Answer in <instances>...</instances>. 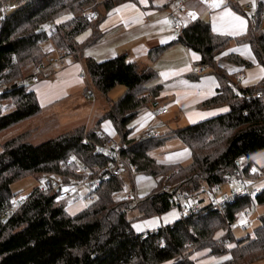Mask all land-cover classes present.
<instances>
[{"label": "trees", "instance_id": "1", "mask_svg": "<svg viewBox=\"0 0 264 264\" xmlns=\"http://www.w3.org/2000/svg\"><path fill=\"white\" fill-rule=\"evenodd\" d=\"M5 2L15 8L6 18H0V81L8 85L1 97L5 113H0V133L40 113L34 91L18 81L29 77L35 66L44 64L48 43L56 51L83 61L81 71H85L89 83L86 91H95L106 104H101L103 113L92 129L78 127L37 145L27 141L29 129L0 144V264H196L194 255L199 252L207 253L203 258L217 259L213 264L264 262V214L252 238L235 241L230 228L238 213L255 203L264 204V187L252 198H236L220 210L208 203L198 212L152 231L135 232L133 221L127 218L128 212H134L133 220H147L173 209L169 194L161 190L165 183L173 192L186 193V204L189 200L199 202L200 194L223 185L226 176L250 172L248 165L239 164L241 158L264 151V100L253 97L257 92L264 96V85L242 88L235 82L234 87H227L228 77L216 71V57L233 40L249 45L257 64L264 68V5L258 4L247 31L240 37L215 35L208 22L195 19L181 29L175 41L197 53L199 64L217 72L222 82L217 95L203 102L201 108H223L225 112L172 130L157 140L137 141L129 138L128 126L156 102L161 90L156 71L139 67L125 55L102 62L82 59V51L102 39L100 24L107 14L117 6L137 1ZM229 5L239 11L235 4ZM90 16H96V20L90 21ZM49 23L53 28L50 34L46 33ZM86 32L88 37L79 43L78 38ZM171 44L150 49L151 60ZM226 58L239 66H251L234 54ZM117 86L124 87V92L117 100H110L108 95ZM104 121L111 123L125 146L122 154L136 175L154 180L155 187L148 195L127 198L134 203L115 201L113 195L123 182L119 177L111 178L102 183L93 202L69 215L65 202L56 200L55 193L40 192L37 186L16 211L10 212L15 198L11 185L27 175L67 180L72 171L62 164L70 159L91 169H103L108 160L95 153V145L108 138L100 129ZM171 139H179L190 151L187 166L160 164L148 155Z\"/></svg>", "mask_w": 264, "mask_h": 264}, {"label": "crops", "instance_id": "2", "mask_svg": "<svg viewBox=\"0 0 264 264\" xmlns=\"http://www.w3.org/2000/svg\"><path fill=\"white\" fill-rule=\"evenodd\" d=\"M136 1L135 4L125 3L112 9L107 14L106 19L100 24V30L103 33L102 39L82 51V59L91 58L96 62H102L117 55H125L128 61L134 62L139 67L148 66L156 71V81L161 84L159 96L151 107L141 111L129 124V138L138 141L147 132H158L161 136L157 135L156 138H150L151 140H157L166 136L172 130L217 116L216 110L201 108L203 102L217 95L222 85L217 72L200 65V57L197 53L175 41L181 29L195 19L208 22L215 35L231 38L240 37L247 31L250 17L254 15L258 4L264 5V0H223V4L219 8L210 7L213 0L206 2L184 0L185 13L176 11L177 3L181 0H146V3H142L141 0ZM230 3L235 4L236 9L239 11L233 9L229 5ZM226 10L231 11L235 16H239L244 20L245 23L242 29L238 30L234 27L236 22L233 21L232 17L224 16ZM190 12L195 13V19L189 15ZM173 17L179 20V31H174L170 26ZM261 27L264 32V12L262 14ZM88 35V32L84 33L81 42ZM170 43L172 44L155 60H151L149 56L150 49ZM51 48L53 47L51 46ZM51 52L52 50L49 53ZM229 54L239 56L251 63V66L243 67L228 61L226 56ZM195 68H199L202 71L201 75L192 73V69ZM83 69L82 60H74L70 57L65 59L61 66L46 68L40 75L39 82L29 85L40 105V113L5 132L25 125L22 129L27 126L32 127L34 130L33 135H36L35 137L39 135L38 137H40L51 132L48 130L49 128H44L47 122H51L54 127H61L59 132L54 134L52 138L78 127H84L87 130L92 129L103 112L101 104L96 100V96L90 92L92 90L86 91L89 89V83L81 81L78 77ZM262 69L264 68L257 64L249 45L238 44L235 40L231 41L227 49L216 57V71L225 74L228 80L237 82L239 74L244 73L246 75V79L240 85L242 88H251L263 80L264 71ZM95 106L97 107L95 111H98L93 116ZM154 108L159 113H156L153 110ZM162 110H166V112L161 113L160 111ZM41 125H44V127L41 128ZM100 129L110 137L116 135L111 123L108 121L102 122ZM162 130L164 131L163 133L159 132ZM137 134L139 137H136ZM153 151L148 152V155L157 163H178L177 161L160 162L152 156ZM182 152L185 157H190V151L186 147L185 149L182 148ZM242 160L245 161L241 164L239 163L241 166L248 165L250 169L255 171L264 166V151L250 158H241L240 161ZM133 183L135 189L136 179L133 180ZM136 196L138 197V195ZM84 208V206L81 207L78 212ZM171 210L177 211V217H174L177 220L180 217L178 210L175 208ZM172 220H167L168 222H162V220L156 223L153 222L149 229L154 230L171 224L169 222ZM204 254L206 252L196 253L194 258H198V256L204 257ZM209 259L212 258H204L197 261L203 262Z\"/></svg>", "mask_w": 264, "mask_h": 264}, {"label": "built area", "instance_id": "3", "mask_svg": "<svg viewBox=\"0 0 264 264\" xmlns=\"http://www.w3.org/2000/svg\"><path fill=\"white\" fill-rule=\"evenodd\" d=\"M184 0L179 1L176 6V11L179 13H185L184 8ZM212 1V0H206ZM0 18L4 19L8 16L10 12L14 10L13 5H8L2 0H0ZM90 21L96 20V16H90ZM170 26L174 31L180 30V23L176 17H173L170 22ZM53 32L52 24L49 23L46 28V33L50 34ZM68 55L62 54L56 51L54 48L52 52L48 54L44 64L37 65L32 69V73L29 77L24 78L18 81L19 85H29L38 83L40 80V75L42 72L48 68L58 64H63L64 60L67 59ZM192 73L195 75H201L202 71L199 68L192 69ZM79 79L83 82L88 83V78L85 71H80L78 75ZM246 78L245 74H240L238 77V82L244 81ZM234 81L228 80L226 81L227 87H233ZM262 85H264V80L262 81ZM7 84H4L0 81V113L4 114L5 109L3 108V101L1 97L3 96ZM256 99L264 100L263 95L258 92L254 96ZM156 113H159L158 110H155ZM161 113H165L166 110L160 111ZM157 134L154 132H147L143 135V138L150 139L156 138ZM125 146L122 143L117 141H113L111 139H106L102 144L95 145V153L101 155L105 159H107V164L103 169L98 168H88L82 165L77 160H67L62 164L63 168L69 169L72 171V176L68 177L67 180H53L45 177H41L37 181L38 190L43 193L51 192L55 193L56 200L62 202H71L74 200L75 196L79 195L81 190L88 191L85 199L88 202H93L96 199V190L104 183L105 181L119 177L126 172H134V168L132 167L128 158L124 157L122 154V150ZM264 181V173H257V179L252 182L244 178L243 174L240 172H236L234 174L228 175L225 178V184L232 187V190L228 194H223L220 197H216V193L219 190L218 186H214L211 188L212 196L209 200V203L215 208L220 210L223 205L236 198L242 197H254L259 194L261 188L258 185ZM163 192H166L170 196L171 207L178 210L179 216H188L198 212V205H187L186 202L188 200V195L182 192H173L171 188L165 183L161 189ZM25 202L24 200H20L16 202L15 205H21ZM244 225H248V220H244ZM256 264H264L263 262Z\"/></svg>", "mask_w": 264, "mask_h": 264}, {"label": "rangeland", "instance_id": "4", "mask_svg": "<svg viewBox=\"0 0 264 264\" xmlns=\"http://www.w3.org/2000/svg\"><path fill=\"white\" fill-rule=\"evenodd\" d=\"M1 5V4H0ZM83 40V35L79 37L78 42L81 43V41ZM50 47V51H51V45L47 44L45 45L44 51L50 52L48 49ZM61 66V64L55 65V67ZM124 92V87L122 86H117L115 87L111 93L109 94V97L111 100L115 101L117 100ZM92 93H94V96H96V100L98 103L100 104H106L105 100L102 99L101 96L97 95V93L95 91H93ZM91 93V94H92ZM91 101H93L91 99ZM97 107H94V111H93V116L96 115L95 111ZM212 110H216L217 113L216 115H218L219 113H223L225 112V109H212ZM109 122V121H108ZM51 122H47V124L41 125V128H49L48 130L51 131L49 134L46 135H41L40 137H35L36 135H33V129L32 127H26L25 129H28V135L26 136V139L29 143L37 145L40 144L46 140H49L50 138L53 137L54 134H56L57 132H59V130L61 129V127H54L52 125V123L50 125H48ZM25 126V125H24ZM24 126H19L14 130H10L8 132H1L0 133V144L15 137L16 135H18L19 133H21L23 130L22 129ZM25 132V131H24ZM161 133H163L164 131H159ZM23 133V132H22ZM158 136H161V134H159L158 132H155ZM140 134V133H139ZM117 135V134H116ZM108 136V138L106 139H111L113 141H117L120 143L119 137L118 136ZM56 136V135H55ZM136 137H139V135L137 134ZM118 138V139H117ZM105 139V140H106ZM104 140V141H105ZM102 141V143L104 142ZM101 143V144H102ZM182 148L185 149V146L183 145V143L179 140V139H172V140H167L161 147L154 149V151L152 152V156L163 163H166L168 161H177L180 165L182 166H187L190 162H191V158L190 157H185L183 155L182 152ZM245 160L239 161L240 164L243 163ZM244 167V165L242 166ZM254 170L250 169V172H248L247 174H245V176L252 182H254L257 179V173L259 172H263L264 173V166L256 169V173H253ZM126 175V176H124ZM128 175V176H127ZM40 177V176H38ZM38 177H34V176H30L27 175L25 177H23L20 180L15 181L12 185H11V191L13 194H15V198L12 201V208L10 210V212H14L17 210V205L16 202L20 201V200H24L27 198V196L29 195V193L36 188L37 185V179ZM129 178V180L127 181V179ZM119 179L123 182L122 183V187L121 189L114 193L113 195V199L115 201H128L131 203H134V200H127V196L128 194L130 195H138V197H144L146 195H148L151 190L154 188V181L152 180V178L144 176V175H136V172H126L124 174H122ZM136 179V183H135V189H134V183L133 180ZM259 188H263L264 187V181H262L259 185ZM232 190V187L227 185V184H223L221 185V187L219 188L218 192L216 193V197H220L223 194H228L230 193V191ZM88 194V191L86 190H81L79 192V195H77V198L74 201L71 202H65L66 206H65V211L67 214L71 215V214H76L78 213V210L81 207H86L88 206L90 203L85 199L86 195ZM212 196V193L210 190L205 191L204 194H200V199L201 201L197 202L195 200L190 201L189 200V204H198L199 208L206 206L209 203V200ZM264 214V204L263 205H258L257 203L254 204V206H252L250 209L246 210L245 212H241L238 213L236 216V220L233 222V224L231 225V232L233 235L234 240H239V239H244V238H252L253 236V232L256 229V227H258L259 225V217L261 215ZM177 217V211L176 210H171L169 212H167L164 215H161V217L159 218H155V219H151L148 221H136L133 220L135 215L134 212H128L127 214V218L133 221V228L136 232L142 233V232H146V231H152L149 229V226L154 222H158L159 220H162V222H168L167 220H171L173 219L171 222L175 221L174 217ZM248 220L250 222V224L248 226H243L244 225V220ZM166 224V223H163ZM149 229V230H147ZM142 231V232H141ZM207 254V253H206ZM198 256V255H197ZM210 257H206L205 259H208ZM199 258H197L198 260ZM201 259H204L203 257ZM217 259L213 258L209 259V260H205L203 262H198L196 264H213Z\"/></svg>", "mask_w": 264, "mask_h": 264}, {"label": "snow or ice", "instance_id": "5", "mask_svg": "<svg viewBox=\"0 0 264 264\" xmlns=\"http://www.w3.org/2000/svg\"><path fill=\"white\" fill-rule=\"evenodd\" d=\"M142 3H146V0H141ZM201 2H206V0H201ZM223 4V0H213V3L210 5V7L212 8H219L221 7V5ZM189 15L195 19V13L194 12H190ZM224 16H229L232 17L233 21L236 22V24L234 25V27H236L238 30L242 29L244 26V20H242L239 16H235L231 11L226 10L224 12ZM221 19H223V17H221ZM262 71H264V69H262Z\"/></svg>", "mask_w": 264, "mask_h": 264}, {"label": "bare ground", "instance_id": "6", "mask_svg": "<svg viewBox=\"0 0 264 264\" xmlns=\"http://www.w3.org/2000/svg\"><path fill=\"white\" fill-rule=\"evenodd\" d=\"M2 1L5 2V0H2ZM5 3H6V2H5ZM6 4H7V3H6ZM8 5H9V4H8ZM241 74H244V73H241ZM239 75H240V74H239ZM239 75H238V77H239ZM245 76H246V75H245ZM245 79H246V78H245ZM245 79H244V80H245ZM237 80H238V79H237ZM263 80H264V79H263ZM263 80H261V81L259 82V83H261V85H262V81H263ZM233 81H234V80H233ZM237 82H238V81H237ZM242 82H243V81H242ZM242 82H241V83H242ZM234 83H235V81H234ZM241 83L238 82V84H240V85H241ZM259 83H258V84H259ZM27 85H28V84H27ZM29 85H30V84H29ZM233 87H234V85H233ZM231 88H232V87H231ZM257 93H258V92H257ZM260 93H261V92H260ZM255 94H256V93H255ZM255 94H254V95H255ZM261 94H262V93H261ZM263 97H264V96H263ZM70 160H73V159H70ZM82 165H83V164H82ZM134 171H135V170H134ZM119 177H120V176H119ZM45 178H46V177H45ZM115 178H116V177H115ZM244 178L247 179V180H249V179H248L247 177H245V176H244ZM224 184H225V182H224ZM168 186H169V185H168ZM169 187L171 188V186H169ZM218 187H219V186H218ZM220 187H221V186H220ZM220 187H219V188H220ZM98 189H99V188H98ZM98 189H97V190H98ZM97 190H96V191H97ZM171 190H172V188H171ZM205 190H206V189H205ZM172 191H173V190H172ZM260 191H261V190H260ZM211 193H212V191H211ZM259 193H260V192H259ZM95 194H96V192H95ZM76 198H77V196H75L74 200H75ZM127 198H129V199L135 198V199H136V198H139V197H137L136 195H135V196H134V195L132 196V195L128 194ZM188 199H189V198H188ZM74 200H73V201H74ZM89 203H90V202H89ZM187 205L192 206L193 204H187ZM194 205H198V204L195 203ZM18 206H20V205H17V207H18ZM245 220H246V219H245ZM249 224H250V222L248 221V225H249ZM248 225H243V226L245 227V226H248ZM259 263H260V262H259ZM263 263H264V262H263Z\"/></svg>", "mask_w": 264, "mask_h": 264}]
</instances>
